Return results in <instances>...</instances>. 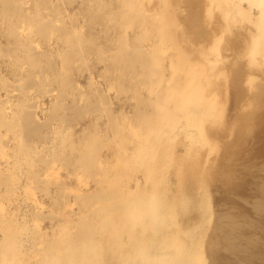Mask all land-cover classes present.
Masks as SVG:
<instances>
[{
  "label": "rangeland",
  "instance_id": "1",
  "mask_svg": "<svg viewBox=\"0 0 264 264\" xmlns=\"http://www.w3.org/2000/svg\"><path fill=\"white\" fill-rule=\"evenodd\" d=\"M2 1H4V4L6 6L7 4L5 3V0H2ZM2 1H1V3H2ZM6 1L8 2L10 0H6ZM130 1H133V0H129V1H126V0H120V1L119 0H99V1L98 0H59V1L58 0H51V2L49 0H24V3H23L24 5L22 4L21 5L22 8H19V9H17L18 7L16 8V6L15 7L13 6V2H9L12 5L9 6V4H8L7 5L8 8L2 7V6H4V4L0 3L2 5V6L0 5V8L4 9V10L3 9L0 10V23H1L0 24L1 25L0 26V39H1L0 44H1V49H2V50H0V52L3 51L4 52L3 55L5 56V58H3L4 56H2V57L0 56V75L3 76L2 78L4 80V81H2V78L0 76V84H1L0 88L2 89V91L0 90V95H1L0 101L2 100L0 102V106H1L0 108L5 107V108H3L6 110L5 116L11 117V118H9L10 120L5 119L6 121L9 120V122L7 123L8 126L10 125L9 128L12 125L14 126V127H11L12 131H11V129L9 131L7 130V124L6 123H4V126L6 124V127H3V124L0 126V136H1L0 140L3 141V142L0 141V174L2 176V177L0 176L1 177L0 183L6 182V181L12 179L11 181H13V183H11L10 186L13 185V187L16 186L15 188H17L14 191L15 195H12V196H10V198L7 199L8 202L10 201L9 203H7V201H4L6 199H3V195L0 194V197L2 196L0 198V204L5 205V206L3 205L5 212H8V211L12 212L13 211L11 217L18 215L19 217H16L18 220L19 219L23 220V221L25 220L24 223H26L27 225L29 224V230L35 229L37 232L40 231L41 232V233H39V235H41L40 237L42 239L46 240L47 237H48L47 239H49V238L52 239L51 237L55 238L54 236L59 232V229H61V225H62L64 219H65V221L70 220V223H71L78 215L83 216L84 213L85 214L83 217L89 216L88 218L86 217L87 219H93L96 216V214H93V212L91 215H89L90 212L94 209L93 208L95 206L94 205L95 204L94 199L96 196H94V199L90 200L91 201L90 205L88 203H87V206L85 205V208H84V206L82 207V205H84L83 201H86V200L83 199L84 197H82V196L86 195L87 198H92L91 196L96 195L97 193L99 195L105 196L104 193H106L107 191L108 192L110 191L109 193L106 194V196H108V197H104V198L102 197L103 199L106 200L107 198L108 199L112 198L113 193H116V191L121 190L122 187L123 188L132 187V185H133L132 181L135 179H138L140 181L139 186H140V188L144 189L143 183H144V180L146 178L145 176L147 174L145 172H143L142 170L138 169L137 167L133 166L134 163L131 162L130 160L126 159L125 156L122 157L124 154L120 153L119 148L124 147L125 150L126 149L129 150L130 148H132V146H134V144L136 142L139 143L138 141H140V140H138V139L140 138V135H141V128H139V130H138L137 127H138V123H140L139 122L140 115L142 113H147V111H149V110H153L150 108H154L155 102H157V101H159V103H158V106H155V108L161 107L162 109L158 108L161 111L166 110L167 107H170L173 104H175L177 102V100L179 99L178 98L179 94L177 93L178 89H176V87H178L177 86L178 83L182 84V82L184 81L185 78H187V80H188L191 77V79L194 78L192 80L193 82L197 81V79H198L197 82H199L198 86L200 87V89L198 86H194V85H197V83L192 85L193 88L195 87L194 88L195 91L193 93H195V95L197 94V97L195 95H193L192 99L188 102L189 104H187L188 110H186L187 114H185L184 116L186 117L188 115L186 117V119L189 117L188 118L189 125H188V123H186V121L184 119H179L176 122L178 125L177 124L171 125V126L175 127V128H172L173 129L172 133H170L169 135H166V134L162 135L161 140L159 139L160 141H159V144L157 145L158 150H156V153H157L156 157L158 158L157 160L158 161L161 160V162L163 161V163L160 162V164H159L160 167L162 166L161 167L162 169H160V167H159L160 170L156 171L157 173L160 171L159 174H156V176L159 175L158 177L154 176L155 173L153 175L154 178L156 177V178H158V180L153 179V176H152L153 173H151V175L149 174V176L146 178L147 180H145V181H148L149 180L148 178L152 176L150 179H153V180H156V181L162 183L161 185H160V183H158L159 189L160 188L161 189L166 188L167 192L165 193V191H166L165 190L164 191L165 194L163 192H162V194H164L163 196L165 197V199L167 201L168 200L169 201L165 204L171 205V203L172 204L174 203L176 205L175 206L176 208L174 207L173 209L175 211L174 217H177V218H174V219H175V223H177V224L179 223L178 226L181 227L179 230H182L185 233V232H188V231L195 229V231L197 233L194 231L193 235H192L191 234L192 232H189V234H191V235H188V237L192 238V240L189 241L190 243L196 242V243L200 244V246L202 247V251L200 254V263L201 264H264V56H261L258 53L257 54L254 53L260 48V46H258V49L255 50V48H253L252 45L250 44V41H251L250 36H252L251 34L254 33V30L256 29V27L258 25L257 23H260V21L257 18H255V16L249 15L248 18L246 16H244V10H243L244 9V3L240 2V7H238L240 10L239 14L235 15V16L232 15L233 18L229 19L226 22L225 18H224L222 7L227 6V4L230 3L229 0H211V2H210V0H150V1L147 0L148 2L146 0H139V1L135 0V2L132 3L133 8H130L128 11L125 12V13L128 12V15L126 17H124V18H120V16H119V18L116 17L118 15V14L116 15V13H117L119 7L122 4H124V2L131 3ZM48 2H50L49 3L50 5L48 4ZM217 2H219V3H217ZM51 3L53 4V6H51L52 5ZM94 3L95 4L97 3L95 7H94ZM103 3H104V5H103ZM135 3H136V5H135ZM236 3H239V1H236ZM46 5L48 6V8H46L47 7ZM45 8L48 9L50 12L48 10H45ZM49 8L52 10H50ZM8 9H10L11 14H13V12L17 9L16 14H14L11 19H10V17L12 15L10 13H8L9 11L8 12L6 11ZM21 9H22V12H21ZM56 9H57V11H56ZM95 9H96V11H95ZM137 9L140 10V12H138ZM148 9H151V12H150L151 15L150 14L147 15ZM19 10H20V12H19ZM43 10H45L46 12L48 11L47 13L51 17V19H50V17L45 16L47 13L45 14L43 12ZM54 10L57 13H55ZM115 11H116V13H115ZM142 11H143V13H142ZM37 12H39L38 15H36ZM136 12H138L139 14ZM2 13L5 15L7 14L10 21H9L8 17L3 16ZM131 13L132 14L134 13L133 16H130V15H132ZM33 14H35L36 16H34ZM56 14L58 15V17H56L57 16ZM107 15L109 18L107 17ZM37 16H38V18L35 19V17H37ZM129 16H130V18H128ZM31 17L34 18L33 20H31V22L33 21L36 26H38L37 24L42 23V25H40L41 28L43 27V25H45V26L51 25V29H50V26H49V28L46 27L47 29H45V26H44V28L39 31L38 28H40V26H38V28H36V26L33 24V22H32V25L29 23L28 19L30 20ZM55 17L57 19H55ZM163 17H164V19H163ZM107 18H108V21H107ZM46 19H48L47 22H49L50 24L43 23L46 21ZM54 19L57 21L60 19L58 21V24L56 23L57 21L55 22ZM125 19H126V21H125ZM139 19L144 20L149 26V28H148L149 31L146 32V33H148L147 36L141 35L136 30V27H135L136 25H135L134 21L136 22ZM15 20L18 22H20L19 20H21V22L24 21V23H22L23 24L22 25L21 23L17 22L19 25L18 24L16 25ZM122 20L125 22L123 23ZM161 20H165L166 23L163 21L161 22ZM25 21H26V23H25ZM111 21H112V23H111ZM116 21L119 24L114 23ZM51 22H55V23H51ZM61 22H64V23H62V26H61ZM160 22L162 24H159ZM12 23H13V25H12ZM59 23H60V25H59ZM154 23L158 25V28H157V25L155 26ZM8 24L10 25V29H9L10 32L9 33L7 31V28H9ZM53 24H55L57 26L54 27ZM127 25H128V27H127ZM11 26H13V27H11ZM14 26L15 27L16 26H23V27H27L28 29L31 27L30 32H33L31 30L34 29V31L37 32V35L34 37V39L31 40V43L33 45L29 42L30 39L25 41L26 40L25 35L23 36V34H21V33L19 35V33H18L19 31L17 32L16 29H14ZM32 26L33 27L35 26V28H33ZM159 26L162 27V29ZM150 27H152V29L156 28L155 30L160 28V30H161L160 33H162L160 35H163V36H160L157 34H153V36H151L150 34L152 32H154V29L150 30ZM122 29H124V31ZM12 30L17 32L18 37L16 36L15 32L13 34ZM49 30L51 33L49 32ZM4 31H6V32H4ZM39 33H40V35L38 37ZM49 33H50V35H49ZM81 33H82V35H81ZM121 33H123V35H121ZM7 34H9V35L11 34V35L7 36ZM74 36L77 38V41L74 39ZM158 36L161 38L158 39ZM72 37H73V40H72ZM119 37L121 39H119ZM162 37H163V39L165 38V40H162ZM17 38H19L20 42L17 41L18 40ZM47 38H49V41ZM65 38H66V40H64ZM22 39L23 40L25 39L24 42ZM36 41L38 42V45H37ZM75 41L79 42L78 43V46L80 44L79 49H78V47H75V44L77 45V43ZM48 42H50V43L48 44ZM218 42H220L219 45H218ZM6 43H8L7 44L8 47L6 46ZM23 43L26 45H23ZM34 43H36V44H34ZM171 43H172V45H171ZM174 43H175V45H174ZM158 45L160 48L159 49V51H160L159 56L156 54V53H158V48H157ZM163 45H167V46L164 47ZM15 46H17V47H15ZM27 46H29V47H27ZM126 46H127V48H126ZM3 47H4V50H3ZM5 47H6V50H5ZM11 47H12V52H11V49H9ZM18 47H19V51L24 49V50H22V52L24 54L23 53L21 54V52L18 51ZM21 47H22V49H21ZM162 47H164L165 50H163L161 52ZM16 48L20 54L16 51ZM26 48L27 49L29 48V50H27ZM51 48H52V50H51ZM72 48L76 49V51L73 50ZM168 48H169V50H168ZM216 48L218 51L216 50ZM251 48H253V49H251ZM7 49L10 53H14L15 55L10 54V55L6 56L5 54H8ZM65 49H67V50L64 51ZM70 49H72L73 51H70ZM82 49H86V52H85V50H84V52L81 51ZM98 49H99V52H98ZM119 49H120V51L122 49V51L120 52ZM137 49H138V51H137ZM181 49H183V50H181ZM13 50H15L16 52L15 51L13 52ZM26 50H27V52L30 51V53L32 51L31 57H30L31 54H29V52L26 53ZM33 50H35L36 52H34ZM55 50H57V51H55ZM79 50L83 53L81 54L79 52ZM251 50H253V51L251 52ZM42 51H44L45 53H43ZM114 51H115V53H114ZM118 51H119V54H117ZM135 51H136V54H135ZM188 51H190V53ZM3 52H1V53H3ZM57 52H58V55H57L58 57L56 59L55 55L57 54ZM76 52L79 55H77ZM250 52L252 55L250 54ZM35 53H37V54H35ZM217 53H218V56L220 58L217 57ZM38 54H40V57L42 56L41 59H40V57L37 56ZM51 54H54V55H51ZM123 54H125L124 57H123ZM184 54H186L187 57H185ZM187 54H189V55H187ZM132 55H135V56H132ZM192 55H193V57H192ZM8 56L10 59L7 58ZM15 56H17L18 58L21 57V59H19L18 62L23 67L25 66V69H26L25 74L27 76L24 75V73H22L21 71H20L21 73L18 71L20 69L19 66H21V65L16 64L17 63V57H16V59H14ZM51 56H55V57H51ZM76 56H78V57H76ZM99 56H102L103 58L102 57L100 58ZM118 56L119 57L121 56V57L116 58ZM25 57L27 60H30L29 63H27L28 61L25 59ZM36 57H38L39 59H37ZM44 57L46 58V62H45ZM133 57L134 58L138 57L141 59V61L138 58L132 59ZM160 57H162V58H160ZM49 58H52V59L54 58V60L56 59L55 60L56 62H54L55 66L52 63V61H54V60L51 61V59H50V61H49L48 60ZM78 58H79V61H78ZM85 58L87 59L86 62L84 61ZM250 58H251V60H250ZM35 59H36V61H35ZM164 59H166V60H164ZM184 59L187 60V62ZM108 60L110 62H108ZM113 60H115V61L113 62ZM133 60L135 61V63ZM183 60H184V62H183ZM34 61H35V64L36 63L39 64L41 62L43 69L45 67L47 68V69L45 68L46 70H44L46 72H44L43 70H42L43 72H41V70L39 71L38 68H39V66H41L40 65L41 63L39 64V66H37L38 65L37 64L35 66L36 68L34 67L35 68V70H34V68H33ZM48 61L50 62V64H53V65H50ZM70 61H74L75 65L73 64L74 62H72L70 64ZM115 62H117V63H115ZM131 62L133 64H131ZM139 62H140L141 67L144 66V69H143V67L141 68L139 66V64H138ZM142 62H143V64H142ZM191 62H192V64H191ZM195 62L197 63V65ZM22 63H24V64H22ZM190 64L193 67L189 66ZM28 65H29V68H28ZM200 65H201V67H200ZM188 66L191 67V69L195 68V66H196V69H194L196 72L194 70H191ZM197 66H198V68H197ZM125 67H127V68L125 69ZM139 67L141 69H139ZM145 67H147V68H145ZM160 67H161V69H160ZM177 67H178V69H177ZM181 67L183 68V70L185 68L186 69L183 71L181 69ZM54 69H55V71H54ZM159 70H161L163 72H161ZM50 71H52V72H50ZM64 71L65 72L67 71L66 73L69 74V75H67L68 77L66 76L67 78L65 77L66 80H68V81H66L63 77L66 75V73H64ZM130 71H131V74H130ZM158 71L162 73V79L166 80L167 84L165 85V82H163V84L161 86L163 88V90L160 91L159 93L157 92L158 95H156L157 93L151 92V90L148 89L151 87V85L149 86V84H151V83L150 82L147 83L148 81L145 80L144 77L147 74L155 73ZM180 71H182V72H180ZM14 72H15V74H14ZM61 72H63V73H61ZM186 72H189V73H186ZM19 73H20V77H19ZM38 73H39V75H38ZM42 73H45V74H42ZM50 73H53V75ZM60 73L62 75L58 76ZM139 73H142L143 76L139 75ZM177 73H178V77L176 79H174V77H176ZM56 74H58V75H56ZM184 74H185V76H184ZM219 74H220L219 77H221V78L218 77ZM32 75H34L33 80H32V78H33ZM35 75L38 78H36ZM28 76H29V81L27 82L26 79L28 78ZM52 76H53V78H52ZM183 76H184V79H183ZM30 77H31V79H30ZM55 77H56V81L54 80ZM142 77H143V81H142ZM216 77L218 79H216ZM41 78H43L44 82H42ZM118 78H119V80H118ZM135 78H136V80H135ZM20 79L25 80V82H23L25 86L27 84V86L29 85L28 86L29 89H31V88H33V89L29 90L28 87H23V85H22L23 83L21 84L22 80L20 81L21 87L19 84H18L19 85L18 86L17 83L19 82ZM131 80H133L132 81L133 83L130 82ZM171 80H173V81H171ZM31 81H32V83H31ZM141 81H142V83H140ZM144 81L145 82L147 81L146 84H148V86H145L146 84ZM1 82H6V84L3 83V86H2ZM15 82H16V84H15ZM29 82L31 84L36 83V85L34 84L35 86H37V85L39 86L40 83L42 82L43 84L41 83L40 86L41 87L43 86L44 88L42 87V89H41L40 86L39 87L37 86L36 88H34L33 87L34 85L32 86ZM56 82H57V84H56ZM116 82L118 85H121V87H123L121 89L122 93L118 91L120 86H118L116 84ZM59 83H61V84H59ZM69 83H71L70 84L71 90H69L70 89ZM92 83H94V84L92 85ZM4 84L5 85L9 84V85H7V88H6V86ZM11 84L12 85L14 84V87H15L14 91L18 92L19 89H21V90H19L18 93L13 92L14 87H12ZM115 84L119 88L116 87ZM168 84L170 85V87ZM10 85H11V87H10ZM50 86H52V87H50ZM97 86L98 87L100 86V87L98 88ZM109 86L110 87L113 86V88L111 87V91L108 90L110 88ZM8 87H9V90H8ZM18 87H20V88L18 89ZM63 87L65 88L64 94H63V92H64ZM145 87H146V89H145ZM201 87L203 88L202 90H201ZM25 88H27V90H23ZM51 88H52V91H54V90L55 91H54V93L51 92V95H50L49 91L51 90ZM95 88L100 89V90H96ZM44 89H46L47 92H49V94L46 92L48 94V96L45 93ZM193 90L189 89L190 92ZM200 90L204 91V92H202V94H200L201 93ZM199 91H200V93H199L200 95L198 94ZM24 92H26V93H24ZM42 92H44V94ZM61 92L63 95H61ZM131 92H135L137 95L132 94ZM41 93H42V95H41ZM52 93L55 96H53ZM78 93L80 95H82V94L83 95L80 97V95H77ZM95 93H96V95H95ZM167 93L169 95H167ZM193 93L191 92L187 98H189V97L191 98V95ZM9 94H11V95H9ZM25 94H27V95H25ZM12 95H13V97H12ZM44 95H46V96H44ZM58 95H60L62 98H60V96L58 97ZM212 95H213V97H212ZM21 96L22 97L25 96V98H27V99L25 100V98H22ZM56 96L60 99L57 100L58 98ZM63 96L67 97L68 99L64 98ZM98 96H100V98H102V97L103 98L100 99ZM137 96L140 98H138ZM199 96H201V97H199ZM211 97L214 100L210 99ZM10 98H11V100H9L10 104L7 103L9 105L3 106V104H6V99H10ZM36 98H38V100H36ZM73 98H74V102L72 101ZM79 98L81 101H79ZM198 98H201V100H199ZM207 98L209 99L210 102H208ZM105 99H106V102L104 101V103H103V100H105ZM133 99H135V100H133ZM28 100H30L32 106L34 105V101L37 103V104L35 103V105H34L37 110L34 109V106L31 107V105L28 104V103H30ZM53 100H57V101L53 102ZM142 100H144L145 102H143ZM86 101L87 102L89 101V103H87ZM21 102H23V103L25 102V104L26 105L28 104V107L30 106L33 110L30 107H29L30 108L29 109L27 106L26 107L28 109L23 107L25 105L21 106V104H22ZM55 102H57L56 105H58V106L55 105ZM63 102L66 106H64ZM160 102H161V106H160ZM60 103L63 104V106H61ZM73 103H75L76 105H79L80 103L81 104L79 106H76ZM101 103H103V105ZM105 103H107V105ZM140 103H142V104L140 105ZM205 103H209V104L211 103V104L209 105V104H205ZM53 104L55 105L56 109H55V107L52 108ZM90 104L94 105L96 107V109L94 108V106H91ZM204 105L207 106V108ZM20 106L27 109V111L30 110L31 113H32V111H33V113L35 111V113H34L35 115L31 114L29 111L28 112L26 111L27 114H26V112H23V115H22L21 112L24 111L25 109L22 110V108ZM75 106L77 107L76 108L77 114L75 113V111H76ZM97 106H98V108H97ZM38 107H39V109H38ZM90 107H92L93 109ZM192 107L193 108L196 107L195 109L196 110L198 109V111L193 110ZM208 107H210V108H208ZM217 107H219V108H217ZM18 108L19 109L21 108L20 110H22V111H19ZM136 108L138 109V111ZM216 108H217V110H216ZM208 109H210V110H208ZM52 110H53V113H52ZM62 111H64V112H62ZM89 111L91 112V114H94V113H96V114L90 115ZM212 111H216V112H212ZM218 111H219V113H218ZM19 112H20L21 116H18ZM189 112L191 113V117L189 116L190 114H188ZM193 112L195 113V115ZM202 113H203V115L205 114L204 117L202 116ZM12 114H13V116H12ZM14 114L16 117L18 116L17 120L15 119ZM50 114H52V116H53L52 118H54V116L56 118V119L54 118L55 120H52V118H50L51 122L53 121L52 124L50 123V120L48 118V116ZM209 114H211V115H209ZM26 115H28V116L31 115V116L28 117ZM62 115L65 118L62 117ZM72 115H73V117H72ZM78 115L81 117H79ZM192 115H194V116H192ZM199 115H200V117H199ZM197 116H198V118H197V120H195L196 119L195 117H197ZM12 117H14L15 122H11L13 120ZM31 117H32V119L33 118L34 119L32 120ZM99 117H101V118H99ZM192 117H194L195 119ZM18 118H20L21 120ZM46 118H48L47 120H49V122L47 120H45ZM125 118H126V120H124ZM161 119L166 120V118H164V117H162ZM18 120H20L21 123H22V121H24V123H22V125L25 127L21 128L22 132L20 130V127L22 125H21V123L18 124L19 123ZM33 121H35V122L33 123ZM36 121H37V123H36ZM41 121H47V123L52 125V128L49 125L51 131H50V129H46V128H48V127H46L47 124L45 123V126H44L43 125L44 122H41ZM202 122H203V124H200ZM31 123H32V125H31ZM65 123H66V125H65ZM24 124H26V125H24ZM60 124H61V126L65 127L66 129L63 127L61 128ZM117 124L119 125L120 132H122L121 138L123 141H121V139H119L120 138V137H118L119 134L117 135L119 129L114 128ZM192 124L196 125V126H192ZM18 125L19 126L21 125V126L18 127ZM120 125H122V126H120ZM175 125H177V127ZM179 125H181L183 128L189 127L188 128L189 131H192V129H193V131L195 132V134L197 136L195 135V137L190 141L189 138L187 137V135H185V133H184L185 137L183 136L184 129ZM26 126L30 130H27ZM198 126H199V128H198ZM203 126H204V128H203ZM1 127H2V129H1ZM31 127H33V128H31ZM55 127L58 129H56ZM122 127H123V129H122ZM129 127H130V129H129ZM135 127H136V130H135ZM191 127H193V128L191 129ZM132 128H134V129H132ZM16 129L18 130L17 132H15ZM31 129H32V131H31ZM53 129L56 132L58 130V132H57L58 136L59 135L62 136V140L60 141V145H61L60 147L61 148L59 147V148H57L58 150L56 149L55 151L53 149L50 150V147L55 143V139H54L55 136L53 133ZM6 130L8 132H11V133L8 134V132ZM48 130H49V132H48ZM34 131H36V132H34ZM63 131H65V132H63ZM115 131H116V137H115ZM174 131L175 132L177 131V132L175 133ZM81 132L84 134H82ZM111 132L114 133L113 136H112ZM16 133H18V135L22 134L23 137H25V139H22V140L23 141L25 140L26 143H27V141H30V143H28L27 145H24L25 151H27V153L31 152V153L35 154L33 156L34 159H33V157L26 158V159L24 158L23 159L24 161H21L23 167H26V162H27V164H28L27 167L28 166H29V168L31 167L30 170H32L33 168H36V169H33L32 170L33 172L31 173V171L26 167L27 172L24 173L26 175H24V174L23 175L25 176V178L30 179V181L28 179H25L26 180L25 181L23 175L17 176V172L14 169H11L10 168L11 166H9L11 161H12V159H10V157L11 158L15 157L14 153L16 152V150L20 151V149H19L20 145L23 146V144H25V142H23L21 140L19 147H17V143L15 142V140H13L15 137L14 134H16ZM68 133L71 136L70 139H69ZM11 134H13V136H12L13 138L10 136ZM24 134L27 135L28 137L25 136ZM40 134H41V138L39 136ZM67 134H68V136H67ZM88 134H92V135H88ZM95 134H96V136L94 137ZM171 134L173 135V137ZM22 135L20 136V139H21ZM44 135H46V136L50 135V136H47V141L42 140L44 138ZM46 136H45V138H46ZM89 136L90 137L92 136L93 138H89ZM169 136H171V137H169ZM65 137L69 140H67ZM111 137L113 138V140H111L112 139ZM135 137L137 139H135ZM164 137H166V138H164ZM94 138H95V140H94ZM172 138L175 142H172L173 141ZM50 139H53V140L50 141ZM57 139H58V137H57ZM90 139H93V140H91V142H90V141H88ZM168 139L173 144L171 142H169ZM7 140H9V141H7ZM40 140H42L43 142ZM69 141L72 142V144ZM40 142L42 144H40ZM118 142H120V143H118ZM84 143L86 145H84ZM137 143L135 145H137ZM162 143H163V145H162ZM31 144L35 145V146H31L32 149H31V147L29 148V146ZM113 144L115 145V147H113L114 146ZM122 144H123V146H122ZM190 144H191V146H190ZM36 145H37V148H36ZM39 145L40 146L42 145V146L40 147ZM45 145L47 146L46 148L49 147L48 150H46ZM26 146H28V148ZM81 146H83V147H81ZM34 147H35V149H34ZM65 147H67V148L64 150ZM93 147L96 149H94ZM203 147H205V149ZM24 148L22 147L21 149H24ZM43 148L45 149L44 151H42ZM68 148H69V151H68ZM71 148L73 149V152L72 151L70 152ZM81 148H82V150H81ZM116 148H118L116 150L119 152L118 155H117V152L115 151ZM10 149H12V151H15V152H10L11 151ZM26 149H28V150H26ZM164 149H166V150H164ZM3 150H5V151H3ZM92 150L94 153L92 152ZM112 150H113V152H112ZM50 151H52V152L54 151V153H52V152L50 153ZM60 151H62V152L66 151V152L62 153L63 155H60V153H59ZM164 151H165V153H164ZM68 152H70L71 154ZM91 152L93 154L90 155ZM10 153L12 154V156ZM38 153L43 155V157H44V158L42 157L43 159L46 158L45 161H43V159L40 161V159H41L40 158L39 162L37 161V164H32V163H34L33 161L36 158L41 157V156H39V157L37 156V155H39ZM77 153H79V154H77ZM82 153H86L88 156L85 157L86 155H83ZM52 154H55L54 157H57V158L52 157L53 156ZM70 155H71V157H70ZM80 155H83L84 158H82L83 156L80 157ZM46 156H48V157H46ZM49 156H51L52 158ZM60 156H61V158H60ZM62 156H63V158L66 157V158H64L65 160L62 158ZM50 158H51V160H50ZM67 158L70 160L68 161ZM79 158H81L83 160L86 158V161L83 162V160H81V162H82L81 163L79 161ZM118 158H119V162H117ZM123 158H125V160H122L123 161L122 162L121 159H123ZM163 158L166 160L164 161ZM76 159L81 164H78L76 162ZM7 161H9V162L6 165L5 163ZM49 161H51V162L49 163ZM52 161L55 164H52L53 163ZM124 161H125V163H124ZM28 162L29 163L31 162L32 165L30 166ZM75 162H76V164H75ZM90 163H91V165H90ZM113 163H115V164H113ZM117 163L118 164L120 163L119 165H121V163L123 165V163H124V166H123L124 170L121 169V166H118ZM87 164L90 166H88ZM34 165H37V167ZM80 165H82L81 167H85V168H82L84 170L85 169L87 170L86 167L88 166L87 171H89L90 174H93L94 176L93 175L88 176L89 172L87 174H84V173H86V171L84 172V170H79L81 168ZM115 166H116V168H115ZM134 167L137 169L133 170L134 173L131 175L130 170L134 169ZM52 168H53V170H51ZM2 169H4V170H2ZM5 169L6 170L8 169L9 173H11V174H9L8 171L5 172L6 171ZM120 169L123 172L122 171L120 172ZM75 170L77 173L75 172ZM11 171L12 172L14 171L13 174ZM46 171H48V172H46ZM80 171H81V173L84 174V176H83V174L80 173ZM141 171H142V173H141ZM50 172H52V173H50ZM74 172L78 175H76ZM119 172H120V174H119ZM124 172H127V173H124ZM3 173L5 174V178L3 177L4 176ZM34 173L39 174L40 178L38 177L37 174H34ZM100 173H101V175L99 178ZM107 173H109L110 178H108V176H106ZM121 173L123 175H121ZM160 173H161V178L163 177V179L160 178ZM8 174H9V176H8ZM28 174H30L31 177ZM116 174L118 175V177L116 176ZM12 175L14 176V178ZM96 176H98V177H96ZM101 176L102 177L104 176V178L106 177L107 180L104 181L105 179L103 178L104 179L103 180ZM126 176H128L127 177L128 179L126 178ZM44 177H45V179H44ZM46 177H47V179H46ZM112 177H114V179H115V180L114 179L112 180L113 183L111 181ZM120 177H122L123 179L126 178V180H123ZM164 177L166 179H164ZM131 178H133V179L131 180ZM159 178L161 180H159ZM33 179H35V180H33ZM94 179L97 181H95ZM98 179H100V180H98ZM116 179H118V180H116ZM128 180H130L131 182H129ZM11 181H8L6 183H10ZM15 181H17L18 183L15 184ZM100 181H102V182L104 181V184L100 183ZM105 182L107 183L108 186L105 184ZM121 182L122 183L124 182V183L122 184ZM125 182L128 185V186L126 185V187H124ZM146 183L148 184L149 181ZM163 183L165 186L163 185ZM19 184L21 185V187H19L20 186ZM94 185H95V187H94ZM1 186H3V185L0 184V187ZM105 186H107L106 189H105ZM111 186H112V189L110 188ZM115 187H117V189ZM119 187H121V188L119 189ZM99 189L101 191H99ZM76 191L79 195L76 194ZM99 192H103V194H101ZM0 193H2L1 189H0ZM72 193L73 194L75 193V195H73ZM93 193H95V194H93ZM24 194L25 195L27 194L30 197H27V195L25 196ZM90 194H91V196H90ZM108 194H110V195H108ZM16 195H18V197ZM75 196L79 197V199ZM25 198H28V200ZM1 199H3V200L1 201ZM16 199H18V201ZM76 199H78V200H76ZM172 199H174V200H172ZM176 199H178V201ZM33 200L34 201L38 200V201H35L36 204H34L35 202ZM53 200L55 201L56 204L54 203ZM12 201H14V202H12ZM96 201H97V197H96ZM29 202L36 207L35 208L32 207ZM37 202H38V204L40 203L39 207L37 205ZM18 203H20V204L23 203L25 208L22 207V205H23L22 204L21 205L22 209L17 212L16 208L19 205ZM73 203L76 206H74ZM177 203H179V204H177ZM182 203H183V205H182ZM28 204H30V205H28ZM41 205H42V207L44 206L43 209H41L42 208ZM63 205H65V207ZM68 205H69V207L71 205L72 208H69ZM91 205H92V209L89 208V206H91ZM18 207H20V206H18ZM66 207H68L69 210L64 209ZM178 207H180V208H178ZM26 208H27V210H24ZM62 208L65 211L62 210ZM33 209H34V211H33ZM50 210L53 214L50 212ZM58 210L59 211L62 210V212L64 211L63 214H62V212L59 213ZM25 212H26V214H25ZM35 213L38 214L37 219H35L36 216H33ZM47 213L50 214L51 216L50 215H49L50 217L46 216L45 214H47ZM40 214H41V217H40ZM60 214L62 216L64 215V217L61 216V218H60ZM71 215H72V218H71ZM21 216H23V217L21 218ZM43 216H45V217H43ZM65 216H66V218H65ZM26 217L29 219H27ZM46 217H48V219H52L53 222L45 220L44 218H46ZM55 217H56V219H55ZM38 219L41 222H39ZM35 221L36 222L38 221V222L36 223ZM65 221H64V224H65ZM29 222H31V223H29ZM32 222L34 223V225L36 224V226H33ZM73 223H74V221H73ZM73 223L70 224V227L73 225ZM37 224H38V227H37ZM49 224L51 226H49ZM58 225H60V226H58ZM56 226H58V227L56 228ZM30 227H31V229H30ZM33 227H34V229H33ZM36 227L39 229H37ZM53 227H55V228H53ZM52 230H54V232ZM43 232H44V234H43ZM51 233H52V236H51ZM199 233H200V235H199ZM44 235H45V237H44ZM193 239H194V241H193ZM42 241H44V240H42ZM190 243H187V245H185L186 249L184 247V250H187L189 248L188 247L189 245L191 247ZM184 250H181L182 255L185 254ZM102 258H103L102 261L103 260L107 261V259H105V256H102Z\"/></svg>",
  "mask_w": 264,
  "mask_h": 264
},
{
  "label": "bare ground",
  "instance_id": "2",
  "mask_svg": "<svg viewBox=\"0 0 264 264\" xmlns=\"http://www.w3.org/2000/svg\"><path fill=\"white\" fill-rule=\"evenodd\" d=\"M1 1L2 0H0V3H1ZM50 2H51V0H49ZM59 1V0H58ZM99 1V0H98ZM120 1V0H119ZM126 1H129V0H126ZM139 1V0H138ZM137 1V2H138ZM147 1V0H146ZM145 1V2H146ZM148 1H150V0H148ZM147 1V2H148ZM236 1H239V3H236ZM9 2H13V6L15 7L16 6V8L17 9H19V8H22L21 7V5L24 3V0H10V1H6L5 0V3L8 5L9 4V6L10 5H12V4H10ZM30 2V1H29ZM50 2H48V4L50 3ZM61 2V1H60ZM109 2V1H108ZM131 3H129V2H124V4H122L120 7H119V9H118V11H117V13H116V11H115V13H116V17H118L119 18V16H120V18H124V17H126L127 15H128V12L127 13H125L126 11H128L130 8H133L132 7V3H134L135 2V0H133V1H130ZM136 2V3H137ZM210 2H211V0H210ZM229 2L230 3H228L227 4V6H224V7H222V9H223V14H224V18H225V21L227 22L229 19H231V18H233L232 17V15L233 16H235V15H238L239 14V8L238 7H240V2H243L244 3V16H246L247 18L249 17V15L250 16H255V18H257L259 21H260V23H257L258 25H257V27H256V29L254 30V33L253 34H251L252 36H250L251 37V41H250V44L252 45V47L253 48H255V50H257L258 49V46H260V48L256 51V52H254V53H258L259 55H261V56H264V0H229ZM2 3L4 4V1H2ZM1 3V4H2ZM91 3V2H90ZM98 3V2H97ZM96 3V4H97ZM136 3H135V5H136ZM217 3H219V2H217ZM0 4V5H1ZM47 4V5H48ZM52 4V3H51ZM96 4L94 3V7L96 6ZM119 4V3H118ZM211 4V3H210ZM5 6V4H4V6H2V7H6V8H8V6ZM18 5V6H17ZM24 5V4H23ZM46 5V6H47ZM50 5V4H49ZM48 5V6H49ZM103 5H104V3H103ZM109 5V4H108ZM134 5V6H135ZM45 6V7H46ZM48 6L46 7V8H48ZM51 6H53V4L51 5ZM13 7V8H14ZM35 7V6H34ZM33 7V8H34ZM50 7V6H49ZM12 8V7H11ZM37 8V7H36ZM35 8V9H36ZM45 8V10H48V9H46ZM52 8V7H51ZM3 8H0V10H2ZM16 9V10H17ZM50 9V8H49ZM139 9V8H138ZM137 9V11L138 12H140V10H138ZM164 9V8H163ZM207 9V8H206ZM4 10V9H3ZM14 10V9H13ZM16 10L13 12V14H11L10 13V9H8V10H6L8 13H10L9 15L11 16L10 17V19L13 17V15L14 14H16ZM34 10V9H33ZM45 10H43V12L46 14L47 12L45 11ZM50 10H52V9H50ZM117 10V9H116ZM36 11V10H35ZM38 11V10H37ZM55 11V10H54ZM56 11H57V9H56ZM55 11V13H57ZM95 11H96V9H95ZM5 12V11H4ZM6 12V13H7ZM19 12H20V10H19ZM21 12H22V9H21ZM42 12V11H41ZM50 12V11H49ZM100 12V11H99ZM138 12H136V13H138ZM150 12H151V9H148V11H147V15L148 14H150ZM38 13L39 12H37L36 13V15H38ZM125 13V14H124ZM142 13H143V11H142ZM206 13V12H205ZM19 14V13H18ZM44 14V15H45ZM48 14V13H47ZM45 15L46 17L48 16V17H50L49 16V14L48 15ZM53 14V13H52ZM51 14V15H52ZM132 14V13H131ZM134 14V13H133ZM133 14L132 15H130V16H133ZM139 14V13H138ZM2 15L3 16H6V17H8V15L6 14H3L2 13ZM34 16H36L35 14H33ZM57 15V14H56ZM55 15V16H56ZM66 15V14H65ZM151 15V14H150ZM173 15V14H172ZM122 16V17H121ZM130 16L128 17V18H130ZM137 16V15H136ZM140 16V15H139ZM17 17V16H16ZM21 17V16H20ZM41 17V16H40ZM56 17H58V15L56 16ZM55 17V19H57ZM69 17V16H68ZM106 17V16H105ZM107 17H108V15H107ZM159 17V16H158ZM173 17V16H172ZM245 17V18H246ZM2 18V17H1ZM18 18V17H17ZM36 18H38V16L37 17H35V19ZM109 18V17H108ZM108 18H107V21H108ZM114 18V17H113ZM117 18V19H118ZM127 18V19H128ZM137 18V17H136ZM174 18V17H173ZM246 18V19H247ZM253 18V17H252ZM8 19H9V17H8ZM10 19H9V21H10ZM34 18H32L31 17V19L29 20L28 19V21H29V23L32 25V22H31V20H33ZM49 19V18H48ZM48 19H46V21L45 22H43V23H48V24H50L49 22H47V20ZM50 19H51V17H50ZM54 19V20H55ZM159 19V18H158ZM163 19H164V17H163ZM171 19V18H170ZM3 20V19H2ZM13 20V19H12ZM17 20V19H16ZM15 20V22H16V25L18 24V23H24V21H22L21 22V20H19L20 22H18V21H16ZM45 20V19H44ZM60 20V19H59ZM58 20V21H59ZM71 20V19H70ZM111 20V19H110ZM130 20V19H129ZM132 20V19H131ZM250 20V19H249ZM39 21V20H38ZM57 20H55V22H56ZM58 21L56 22L57 24H58ZM113 21V20H112ZM112 21H111V23H112ZM115 21V20H114ZM123 21V20H122ZM125 21H126V19H125ZM125 21H123V23L125 22ZM128 21V20H127ZM160 21V20H159ZM165 22V20H161V22ZM169 21V20H168ZM255 21V20H254ZM18 22V23H17ZM55 22H51V23H55ZM159 23V24H162V23ZM11 23V22H10ZM25 23H26V21H25ZM40 23V22H39ZM62 23H64V22H61V26H62ZM114 23H118L117 21L116 22H114ZM121 23V22H120ZM134 23H135V27H136V30H137V32L138 33H140L141 35H146L147 36V34L148 33H146L147 31H149V26H148V24L144 21V20H142V19H139V20H137L136 22L134 21ZM133 23V24H134ZM156 23V22H155ZM154 23V24H155ZM166 23V22H165ZM164 23V24H165ZM1 24V23H0ZM6 24V23H5ZM20 24V25H21ZM33 24L35 25V23L33 22ZM119 24V23H118ZM122 24V23H121ZM3 25V24H2ZM9 25V24H8ZM12 25H13V23H12ZM19 25V24H18ZM23 25V24H22ZM26 25V24H25ZM38 26H40V25H42V23L41 24H37ZM54 25V27L55 26H57V25H55V24H53ZM52 25V26H53ZM59 25H60V23H59ZM64 25V24H63ZM110 25V24H109ZM114 25V24H113ZM157 24H155V26H156ZM227 25V24H226ZM1 26V25H0ZM36 26V25H35ZM35 26L33 27V28H35ZM38 26H36V28H38ZM44 26L45 25H43V27L41 28V26H40V28H38V30L40 31L41 29H43L44 28ZM49 26H50V29H51V25H46L45 26V29H47L46 27H48L49 28ZM115 26V25H114ZM151 26V25H150ZM9 28H7V31H8V33L10 32V25L8 26ZM11 27H13V26H11ZM59 27V26H58ZM65 27V26H64ZM71 27V26H70ZM127 27H128V25H127ZM160 27V26H159ZM165 27V26H164ZM31 28V27H30ZM30 28L28 29L27 27H23V26H14V29H16V31L19 33V35H20V33L21 34H23V36L25 35V41H27L28 39H30V43H31V40L32 39H34V37L37 35V32H35L34 31V29L33 30H31V31H33V32H30ZM157 28H158V25H157ZM161 29H162V27H160ZM160 28L159 29H157V30H155L154 28V32H152L150 35L151 36H153V34H157V35H160V34H162V33H160L161 32V30H160ZM79 29V28H78ZM152 29V27H150V30H153ZM36 30V29H35ZM81 30V29H80ZM120 30V29H119ZM123 31H124V29H122ZM127 30V29H126ZM135 31V30H134ZM4 32H6V31H4ZM12 32H13V34H14V32L15 31H13L12 30ZM17 32H15L16 33V36L18 37V35H17ZM49 32H50V30H49ZM165 32V31H164ZM51 33V32H50ZM50 33H49V35H50ZM175 34V33H174ZM11 35V34H10ZM9 34H7V36H10ZM39 35H40V33L38 34V37H39ZM55 35V34H54ZM81 35H82V33H81ZM121 35H123V33H121ZM120 35V36H121ZM149 35V36H150ZM249 35V34H248ZM137 36V35H136ZM160 36H163V35H160ZM27 37V38H26ZM51 37V36H50ZM68 37V36H67ZM82 37V36H81ZM118 37V36H117ZM116 37V38H117ZM166 37V36H165ZM9 38V37H8ZM22 38V37H21ZM20 38V39H21ZM52 38V37H51ZM148 38V37H147ZM161 37H159L158 36V39H160ZM169 38V37H168ZM219 38V37H218ZM18 40L17 41H19V38H17ZM48 39V41H49V38H47ZM74 39L77 41V38L74 36ZM82 39V38H81ZM119 39H121L120 37H119ZM134 39V38H133ZM216 39V38H215ZM1 40V39H0ZM23 40V39H22ZM24 40H23V42H24ZM64 40H66V38L64 39ZM72 40H73V37H72ZM162 40H165V38L163 39V37H162ZM221 40V39H220ZM9 41V40H8ZM51 41V40H50ZM75 41V42H76ZM167 41V40H166ZM219 41V40H218ZM222 41V40H221ZM220 41V42H221ZM1 42V41H0ZM20 42V41H19ZM28 42V43H29ZM37 42V41H36ZM59 42V41H58ZM159 42V41H158ZM220 42H218V45H219V43ZM26 43V42H25ZM27 43V44H28ZM50 42H48V44H49ZM77 43V45L75 44V47H78V49H79V46H80V44H79V46H78V43L79 42H76ZM170 43V42H169ZM176 43V42H175ZM175 43H174V45H175ZM222 43V42H221ZM7 44L8 43H6V46H7ZM32 44V43H31ZM34 44H36V43H34ZM121 44V43H120ZM127 44V43H126ZM159 44V43H158ZM20 45V44H19ZM22 45V44H21ZM23 45H26V44H24L23 43ZM29 45V44H28ZM33 45V44H32ZM37 45H38V42H37ZM43 45V44H42ZM83 45V44H82ZM171 45H172V43H171ZM170 45V46H171ZM56 46V45H55ZM128 46V45H127ZM127 46H126V48H127ZM164 47L165 46H167V45H163ZM8 47V46H7ZM15 47H17V46H15ZM23 47V46H22ZM22 47H21V49H22ZM27 47H29V46H27ZM164 47H162V50H161V52L163 51V50H165V48ZM169 47V46H168ZM180 47V46H179ZM24 48V47H23ZM69 48V47H68ZM67 48V49H68ZM121 48V47H120ZM134 48V47H133ZM158 53H156L158 56H159V53H160V51H159V45H158ZM253 48H251V49H253ZM9 49H11V52H12V47L11 48H9ZM14 49V48H13ZM20 49V50H21ZM27 49V48H26ZM33 49V48H32ZM39 49V48H38ZM37 49V50H38ZM67 49H65L64 51H66ZM73 49V48H72ZM70 49V51H73V50H75L76 51V49ZM118 49V48H117ZM125 49V48H124ZM130 49V48H129ZM143 49V48H142ZM178 49V48H177ZM213 49V48H212ZM0 50H2L1 49V44H0ZM3 50H4V47H3ZM5 50H6V47H5ZM22 50H24V49H22ZM22 50L21 51H19V47H18V51L19 52H21V54L23 53L22 52ZM27 50H29V48L27 49ZM27 50H26V53H28L29 52V54H31L32 53V51H31V53H30V51H28L27 52ZM51 50H52V48H51ZM84 50H85V52H86V49H82L81 51H83L84 52ZM168 50H169V48H168ZM173 50V49H172ZM181 50H183V49H181ZM210 50V49H209ZM216 50H217V48H216ZM7 51H8V49H7ZM15 50H13V52H14ZM16 51H17V48H16ZM15 51V52H16ZM17 51V52H18ZM34 52H36L35 50H33ZM55 51H57V50H55ZM80 50H79V52L82 54L83 52H81ZM119 51H120V49H119ZM119 51H118V53L117 54H119ZM121 51H122V49H121ZM120 51V52H121ZM131 51V50H130ZM137 51H138V49H137ZM141 51V50H140ZM167 51V50H166ZM218 51V50H217ZM253 50H251V52H252ZM1 52H3V51H1ZM0 52V53H1ZM18 52V53H19ZM33 52V53H34ZM43 53H45L44 51H42ZM54 52V51H53ZM98 52H99V49H98ZM117 52V51H116ZM189 53H190V51H188ZM251 52H250V54H251ZM38 53V52H37ZM37 53H35V54H37ZM65 53V52H64ZM73 53V52H72ZM114 53H115V51H114ZM123 53V52H122ZM128 53V52H127ZM130 53V52H129ZM181 53V52H180ZM248 53V52H247ZM4 54V52L3 53H1L0 54V56L2 57V56H4L3 55ZM15 55L14 53H10L9 51H8V54H5L6 56L7 55ZM20 54V53H19ZM24 54V53H23ZM34 54V55H35ZM42 54V53H41ZM74 54V53H73ZM76 54L77 55H79L77 52H76ZM111 54V53H110ZM135 54H136V51H135ZM164 54V53H163ZM33 55V56H34ZM51 55H54V54H51ZM58 55V52H57V54L55 55V56H51V57H55L56 59H57V56ZM89 55V54H88ZM92 55V54H91ZM90 55V56H91ZM124 55L125 54H123V57H124ZM127 55V54H126ZM162 55V54H161ZM187 55H189V54H187ZM252 55V54H251ZM258 55V56H259ZM18 56V55H17ZM17 56H15V58L14 59H16V57ZM22 56V55H21ZM32 56V54L30 55V57ZM36 56V55H35ZM38 57H40V54H38L37 55ZM94 56V55H93ZM131 56V55H130ZM132 56H135V55H132ZM156 56V55H155ZM184 56L185 57H187L186 56V54H184ZM260 56V57H261ZM29 57V58H30ZM38 57H36L37 59H39ZM42 57V56H41ZM41 57H40V59H41ZM46 57V56H45ZM44 57V58H45ZM49 57V56H48ZM76 57H78V56H76ZM88 57V56H87ZM86 57V58H87ZM100 58L102 57V56H99ZM121 57V56H120ZM119 56L118 57H116V58H120ZM122 57V58H123ZM127 57V56H126ZM190 57V56H189ZM192 57H193V55H192ZM217 57H219L218 56V53H217ZM3 58H5V56L3 57ZM2 58V59H3ZM7 58H9V56L7 57ZM34 58V57H33ZM32 58V59H33ZM43 58V59H44ZM47 58V57H46ZM46 58H45V62H46ZM85 58V62H86V59ZM103 58V57H102ZM130 58V57H129ZM136 58H138V57H133L132 59H136ZM159 58V57H158ZM160 58H162V57H160ZM220 58V57H219ZM263 58V57H262ZM10 59V58H9ZM19 59H21V57L20 58H18L17 57V63L16 64H18V65H21L19 62H18V60ZM25 59H26V57H25ZM50 59H51V61L52 60H54V58L52 59V58H49L48 60L50 61ZM55 59V60H56ZM82 59V58H81ZM110 59V58H109ZM140 61H141V59L140 58H138ZM157 59V58H156ZM188 59V58H187ZM192 59V58H191ZM12 60V59H11ZM27 60V59H26ZM52 61V63L54 64V62H56V61ZM158 60V59H157ZM164 60H166V59H164ZM185 60V59H184ZM184 60H183V62H184ZM250 60H251V58H250ZM2 61V60H1ZM14 61V60H13ZM16 61V60H15ZM28 62L27 63H29L30 62V60H27ZM35 61H36V59H35ZM35 61H34V63H33V68L38 64V63H36L35 64ZM48 61V62H49ZM78 61H79V58H78ZM83 61V62H84ZM105 61V60H104ZM115 60H113V62H114ZM134 61V60H133ZM159 61V60H158ZM180 61V60H179ZM186 62H187V60H185ZM189 61V60H188ZM22 62V61H21ZM65 62V61H64ZM72 62H74V61H70V64L72 63ZM100 62V61H99ZM108 62H110L109 60H108ZM120 62V61H119ZM144 62V61H143ZM143 62H142V64H143ZM182 62V61H181ZM41 63V62H40ZM39 63V64H40ZM78 63V62H77ZM81 63V62H80ZM115 63H117V62H115ZM134 63H135V61H134ZM163 63V62H162ZM196 63V62H195ZM11 64V63H10ZM22 64H24V63H22ZM39 64L37 65V66H39ZM49 64H50V62H49ZM53 64H50V65H53ZM60 64V63H59ZM74 65H75V62L73 63ZM131 64H133L132 62H131ZM139 64V66L141 67V65H140V62L138 63ZM176 64V63H175ZM189 64V63H188ZM191 64H192V62H191ZM189 65V66H191V67H193L192 65ZM41 66H39V71L41 70V72H43L44 70H46L45 68L43 69V66H42V63L40 64ZM161 65V64H160ZM181 65V64H180ZM196 65H197V63H196ZM9 66V65H8ZM54 66H55V64H54ZM130 66V65H129ZM178 66V65H177ZM188 66V67H189ZM20 67V69L18 70L19 72L21 71L22 73H24V75H26L25 74V66L23 67L22 65L21 66H19ZM42 67V68H41ZM52 67V66H51ZM131 67V66H130ZM139 67V69H141L142 67H143V69H144V66H142L141 68ZM191 67H189L190 69H191ZM200 67H201V65H200ZM239 67V66H238ZM253 67V66H252ZM28 68H29V65H28ZM31 68V67H30ZM36 68V67H35ZM35 68H34V70H35ZM55 68V67H54ZM127 67H125V69H126ZM129 68V67H128ZM145 68H147V67H145ZM197 68H198V66H197ZM14 69V68H13ZM32 69V68H31ZM56 69V68H55ZM55 69H54V71H55ZM160 69H161V67H160ZM177 69H178V67H177ZM181 69L183 70V68L181 67ZM186 69V68H185ZM184 69V70H185ZM194 69H196V66H195V68H192L191 70H194ZM200 69V68H199ZM198 69V70H199ZM30 70V69H29ZM43 70V71H42ZM183 70V71H184ZM190 70V71H191ZM201 70V69H200ZM6 71V70H5ZM143 71V70H142ZM159 71H161V70H159ZM155 72V73H150V74H147V75H145V77H144V79L145 80H147L146 82L147 83H151V84H149V86L151 85V87L150 88H148L149 90H151V92H155V93H159L160 91H162L163 90V88L161 87L162 86V84H163V82H165V85L167 84V81L166 80H164V79H162V73L161 72H163V71H161V72ZM177 71V70H176ZM187 71V70H186ZM195 71V70H194ZM20 72V73H21ZM44 72H46V71H44ZM50 72H52V71H50ZM67 72V71H66ZM65 71H64V73H66ZM175 72V71H174ZM180 72H182V71H180ZM196 72V71H195ZM245 72V71H244ZM20 73H19V77H20ZM55 73V72H54ZM61 73H63V72H61ZM56 74V75H58V76H60V75H62V74ZM136 73V72H135ZM186 73H189V72H186ZM198 73V72H197ZM14 74H15V72H14ZM31 74V73H30ZM29 74V75H30ZM42 74H45V73H42ZM50 74H52L53 75V73H50ZM130 74H131V71H130ZM172 74V73H171ZM176 74V73H175ZM221 74V73H220ZM220 74L218 75V77L220 76ZM23 75V76H24ZM37 75V74H36ZM35 75V77L36 78H38L39 76V73H38V77ZM67 75H69L68 73H66V75L65 76H63L64 77V79L66 80V78L68 77ZM128 75V74H127ZM139 75H141V76H143L142 75V73H139ZM138 75V76H139ZM188 75V74H187ZM1 76V78L3 77L2 75H0ZM22 76V75H21ZM27 76V75H26ZM33 76V78H32V80L34 79V75H32ZM42 76V75H41ZM47 76V75H46ZM45 76V77H46ZM51 76V75H50ZM67 76V77H66ZM129 76V75H128ZM184 76H185V74H184ZM184 76H183V79H184ZM223 76V75H222ZM43 77V76H42ZM62 77V78H63ZM66 77V78H65ZM123 77V76H122ZM164 77V76H163ZM178 77V73H177V75H176V77H174V79H176ZM187 77V76H186ZM194 77V76H193ZM196 77V76H195ZM198 77V76H197ZM226 77V76H225ZM10 78V77H9ZM52 78H53V76H52ZM137 78V77H136ZM136 78H135V80H136ZM165 78V77H164ZM189 78V77H188ZM219 78H221V77H219ZM25 79V78H24ZM24 79H20L19 80V82L17 83V85L19 84L20 85V81L22 80V82H21V84L23 83V82H25V80ZM30 79H31V77H30ZM42 79V82H44V80H43V78H41ZM60 79V78H59ZM73 79V78H72ZM99 79V78H98ZM173 79V80H174ZM190 79H191V77H190ZM190 79H188L187 80V78H185L184 79V81L182 82V84L181 83H178V87H176V89H178V94H179V99L177 100V102L175 103V104H173L172 106H170V107H167V109L166 110H160V109H158V108H161V107H157V108H155V106H158V103H159V101H157V102H155V106H154V108H150V109H153V110H149V111H147V113H142L141 115H140V119H139V122L140 123H138V127H137V129L139 130V128H141V135H140V138L138 139V140H140V141H138L139 143H137V145H135L134 144V146H132V148H130L129 150L128 149H126L125 150V148L123 147V148H119V151H120V153H122V154H124L122 157H126V159H128V160H130L131 162H133L132 164H133V166H135V167H137L138 169H140V170H142L143 172H145L147 175L145 176L146 178L149 176V174L151 175V173H153L152 174V176L154 175V173H155V175L154 176H156V174H159V172L157 173L156 171H158V170H160V169H162L160 166H159V164H160V162H161V160L160 161H158L157 159V153H156V150H158V148H157V145L159 144V141L161 140V137H162V135L163 134H166V135H169L170 133H172L173 132V129L172 128H175L174 126H171V125H173V124H177L176 122H177V120H179V119H184L185 121H186V123H188L189 121H188V118L186 119V117L188 116H184L185 114H187L186 113V110H188V106H187V104H189L188 102L192 99V96L193 95H195V93H193L194 91H195V87L193 88L192 87V85L193 84H195V83H197V85H194V86H198V83L199 82H197L198 81V79H197V81H195V82H193L192 80L194 79V78H192L191 80ZM216 79H218L217 77H216ZM251 79V78H250ZM253 79V78H252ZM24 80V81H23ZM27 80V82L29 81V76H28V78L26 79ZM38 80V79H37ZM48 80V79H47ZM55 81H56V77H55V79H54ZM118 80H119V78H118ZM170 80V79H169ZM173 80H171V81H173ZM223 80V79H222ZM2 81H4L3 80V78H2ZM66 81H68V80H66ZM112 81V80H111ZM117 81V80H116ZM133 80H131L130 82H132ZM142 81H143V77H142ZM142 81L140 82V83H142ZM175 81V80H174ZM218 81V80H217ZM225 81V80H224ZM8 82V81H7ZM41 82V83H42ZM63 82V81H62ZM93 82V81H92ZM145 82V81H144ZM146 82H145V84H146ZM178 82V81H177ZM2 83V86H3V83H5L6 84V82H1ZM30 83V82H29ZM31 83H32V81H31ZM30 83V84H31ZM39 83V82H38ZM37 83V84H38ZM41 83H40V85H41ZM46 83V82H45ZM89 83V82H88ZM133 83V82H132ZM170 83V82H169ZM176 83V82H175ZM4 84V85H5ZM15 84H16V82H15ZM36 85V83H33V84H31L32 86L33 85ZM43 84V83H42ZM51 84V83H50ZM56 84H57V82H56ZM59 84H61V83H59ZM71 83H69V86H70V89L69 90H71V85H70ZM94 83H92V85H93ZM116 84H117V82H116ZM116 84H115V86H116ZM144 84V85H145ZM1 85V84H0ZM7 85H9V84H7ZM7 85H5L6 86V88H7ZM12 85V84H11ZM11 85H10V87H11ZM18 85V86H19ZM23 85V87H28L27 86V84H26V86L24 85V83L22 84ZM33 86L34 88H36L37 86ZM39 85V86H40ZM49 85V84H48ZM76 85V84H75ZM113 85V84H112ZM118 85V84H117ZM142 85V84H141ZM169 85V84H168ZM202 85V84H201ZM209 85V84H208ZM220 85V84H219ZM4 86V87H5ZM31 86V87H32ZM38 86V87H39ZM78 86V85H77ZM88 86V85H87ZM118 86H120V88L118 87ZM118 86H116V87H118L119 89H118V91L119 92H121V89L123 88V87H121V85H118ZM145 86H148V84H146ZM204 86V85H203ZM206 86V85H205ZM12 87H14V84L12 85ZM20 87H21V85H20ZM20 87H18V89L20 88ZM41 87V86H40ZM43 87V86H42ZM42 87H41V89H42ZM50 87H52V86H50ZM65 87V86H64ZM63 87V94L65 93V88ZM76 87V86H75ZM74 87V88H75ZM98 87V86H97ZM100 87V86H99ZM98 87V88H99ZM110 87V86H109ZM108 87V88H109ZM112 88H113V86H111ZM111 87L108 89L109 91H111ZM115 87V88H116ZM166 87V86H165ZM169 87H170V85H169ZM174 87V86H173ZM199 87V86H198ZM5 88V89H6ZM44 88V87H43ZM59 88V87H58ZM77 88V87H76ZM75 88V89H76ZM140 88V87H139ZM175 88V87H174ZM218 88V87H217ZM14 89H15V87L13 88V92H16V93H18L19 92V90H21V89H19L18 90V92L17 91H14ZM28 89H29V87H28ZM31 89H33V88H31ZM31 89H29V90H31ZM38 89V88H37ZM48 89V88H47ZM96 89V88H95ZM134 89V88H133ZM145 89H146V87H145ZM166 89V88H165ZM189 89H191V90H193V91H191L193 94L191 95V98L189 97V98H187L188 97V95L191 93L190 91H189ZM199 89H200V87H199ZM203 88L201 87V90H202ZM0 90L2 91V89L0 88ZM8 90H9V87H8ZM11 90V89H10ZM23 90H27V88H25V89H23ZM96 90H100V89H96ZM129 90V89H128ZM167 90V89H166ZM173 90V89H172ZM200 90V91H201ZM44 91H45V93L47 92V90L46 89H44ZM55 91V90H54ZM54 91H52V88H51V90L49 91L50 92V95H51V92H53L54 93ZM74 91V90H73ZM72 91V92H73ZM200 91L198 92V94L200 93ZM12 92V91H11ZM21 92V91H20ZM27 92V91H26ZM26 92H24V93H26ZM30 92V91H29ZM49 92H47L48 94H49ZM62 92H61V95H63L62 94ZM99 92V91H98ZM129 92V91H128ZM136 92V91H135ZM135 92H131L132 94H136ZM168 92V91H167ZM172 92V91H171ZM197 92V91H196ZM202 92H204V91H201V93L200 94H202ZM213 92V91H212ZM216 92V91H215ZM7 93V92H6ZM32 93V92H31ZM30 93V94H31ZM43 94H44V92H42ZM42 93H41V95H42ZM46 93V94H47ZM52 93V94H53ZM76 93V92H75ZM80 93V92H79ZM77 94V95H80V94ZM122 93V92H121ZM158 93L156 94V95H158ZM21 94V93H20ZM48 94H47V96H48ZM103 94V93H102ZM139 94V93H138ZM199 94V95H200ZM219 94V93H218ZM9 95H11V94H9ZM25 95H27V94H25ZM69 95V94H68ZM83 95V94H82ZM82 95H80V97L82 96ZM95 95H96V93H95ZM99 95V94H98ZM105 95V94H104ZM137 95V94H136ZM167 95H169L168 93H167ZM204 95V94H203ZM1 96V95H0ZM16 96V95H15ZM44 96H46V95H44ZM53 96H55L54 94H53ZM60 95H58V97H59ZM65 96V95H64ZM63 96V97H64ZM134 96V95H133ZM178 96V95H177ZM196 97H197V94L195 95ZM194 96V97H195ZM202 96V95H201ZM201 96H199V97H201ZM211 96V95H210ZM219 96V95H218ZM224 96V95H223ZM7 97V96H6ZM12 97H13V95H12ZM11 97V98H12ZM22 97V96H21ZM27 97V96H26ZM29 97V96H28ZM57 97V96H56ZM57 97V98H58ZM99 98H100V96H98ZM138 97V96H137ZM212 97H213V95H212ZM210 98V99H213V98ZM11 98L10 99H6V104H3V106L5 105H9L10 103H9V100H11ZM22 98H25V96H23ZM30 98V97H29ZM28 98V99H29ZM41 98V97H40ZM45 98V97H44ZM60 98H62L61 96H60ZM60 98H58L57 100H59ZM64 98H67V97H64ZM103 98V97H102ZM102 98H100V99H102ZM138 98H140V97H138ZM157 98V97H156ZM177 98V97H176ZM13 99V98H12ZM18 99V98H17ZM27 98H25V100H26ZM68 99V98H67ZM194 99V98H193ZM199 100H201V98H198ZM208 99V98H207ZM19 100V99H18ZM33 100V99H32ZM36 100H38V98H36ZM57 100H53V102L54 101H57ZM131 100V99H130ZM133 100H135V99H133ZM140 100V99H139ZM203 100V99H202ZM214 100V99H213ZM2 101V100H1ZM0 101V102H1ZM13 101V100H12ZM22 101V100H21ZM29 102H30V100H28ZM27 101V102H28ZM43 101V100H42ZM73 102H74V98H73V100H72ZM79 101H81L80 100V98H79ZM78 101V102H79ZM90 101V100H89ZM89 101L87 102V103H89ZM104 101L106 102V99L105 100H103V103H104ZM143 102H145L144 100H142ZM205 101V100H204ZM212 101V100H211ZM14 102V101H13ZM26 102V101H25ZM25 102L23 103V102H21L22 104H21V106H23V105H25V106H23V107H25V108H27L28 107V104L29 105H31V107H33L34 105H35V101H34V105L32 106V104H31V102L30 103H28L27 105L25 104ZM38 102V101H37ZM208 102H210L209 101V99H208ZM7 103H9V104H7ZM18 103V102H17ZM33 103V102H32ZM56 103L57 102H55V105H56ZM62 103V102H61ZM60 103V104H61ZM72 103V102H71ZM103 103H101L102 105H103ZM19 104V103H18ZM37 104V103H36ZM63 104H64V102H63ZM63 104H61V106H63ZM73 104H75V103H73ZM79 104V103H78ZM81 104V103H80ZM79 104V105H80ZM97 104V103H96ZM99 104V103H98ZM106 105H107V103H105ZM142 103H140V105H141ZM205 104H209V103H205ZM211 104V103H210ZM209 104V105H210ZM218 104V103H217ZM216 104V105H217ZM54 105V104H53ZM52 105V108L53 107H55V105L53 106ZM76 105V104H75ZM79 105H76V106H79ZM84 105V104H83ZM91 106H94V105H92V104H90ZM109 105V104H108ZM164 105V104H163ZM208 105V106H209ZM20 106V107H21ZM27 106V107H26ZM56 106H58V105H56ZM64 106H66L65 104H64ZM70 106V105H69ZM74 106V105H73ZM75 106V109L77 108ZM89 106V105H88ZM110 106V105H109ZM139 106V105H138ZM160 106H161V102H160ZM193 106V105H192ZM198 106V105H197ZM205 106V105H204ZM218 106V105H217ZM1 107V106H0ZM23 107H21L22 108V110L23 109H25V108H23ZM30 107V106H29ZM28 107V108H29ZM30 107V108H31ZM107 107V106H106ZM111 107V106H110ZM147 107V106H146ZM206 108H207V106H205ZM211 107V106H210ZM210 107H208V108H210ZM3 108H5V107H3ZM3 108H0V126L3 124V127H6V124L9 122V118H11V117H8V116H5V114H6V110L5 109H3ZM10 108V107H9ZM17 108V107H16ZM15 108V109H16ZM20 108V109H21ZM27 108V109H28ZM29 108V109H30ZM63 108V107H62ZM67 108V107H66ZM69 108V107H68ZM90 108H92V107H90ZM94 108L96 109V107L94 106ZM97 108H98V106H97ZM196 108V107H195ZM195 108H193L192 107V109L193 110H196ZM198 108V107H197ZM200 108V107H199ZM217 108H219V107H217ZM217 108H216V110H217ZM8 109V108H7ZM19 109V108H18ZM19 109V111H22V110H20ZM27 109H25L24 111H22L21 113H22V115H23V112H26L27 111ZM32 109V108H31ZM34 109H36L35 108V106H34ZM38 109H39V107H38ZM55 109H56V107H55ZM88 109V108H87ZM93 109V108H92ZM137 109V108H136ZM146 109V108H145ZM162 109V108H161ZM191 109V108H190ZM204 109V108H203ZM17 110V109H16ZM33 110V109H32ZM31 110V111H32ZM37 110V109H36ZM48 110V109H47ZM74 110V109H73ZM81 110V109H80ZM91 110V109H90ZM208 110H210V109H208ZM9 111V110H8ZM29 112H30V110H28ZM27 111V112H28ZM95 111V110H94ZM106 111V110H105ZM137 111H138V109H137ZM190 111V110H189ZM196 111H198V109L196 110ZM27 112H26V114H27ZM55 112V111H54ZM62 112H64V111H62ZM69 112V111H68ZM67 112V113H68ZM72 112V111H71ZM77 112V109H76V111H75V113ZM90 112V111H89ZM109 112V111H108ZM195 112V111H194ZM193 112V113H194ZM207 112V111H206ZM212 112H216V111H212ZM211 112V113H212ZM9 113V112H8ZM31 113V112H30ZM34 113H35V111H34ZM33 113V111H32V113L31 114H34ZM52 113H53V110H52ZM57 113V112H56ZM70 113V112H69ZM98 113V112H97ZM100 113V112H99ZM209 113V112H208ZM207 113V114H208ZM218 113H219V111H218ZM217 113V114H218ZM19 115L18 116H21V114H20V112L18 113ZM77 114V113H76ZM94 114H96V113H94ZM94 114H91V112H90V115H94ZM188 114H190L189 116L191 117V113L189 112ZM198 114V113H197ZM201 114V113H200ZM206 114V115H207ZM35 115V114H34ZM40 115V114H39ZM64 115V114H63ZM62 115V117H64ZM194 115H195V113H194ZM194 115H192V116H194ZM209 115H211V114H209ZM214 115V114H213ZM12 116H13V114H12ZM14 116H15V114H14ZM17 116V117H18ZM26 116H28V115H26ZM29 116H31V115H29ZM28 116V117H29ZM79 116V115H78ZM87 116V115H86ZM85 116V117H86ZM202 116L204 117L205 116V114L203 115V113H202ZM17 117L15 116V119L17 120ZM42 117V116H41ZM53 116H52V114H50L49 116H48V118H49V120H50V123L52 124L53 123V121L51 122V119L50 118H52ZM67 117V116H66ZM72 117H73V115H72ZM79 117H81V116H79ZM162 117H164V118H166V120H164V119H161ZM199 117H200V115H199ZM215 117V116H214ZM13 118V120L11 121V122H15V119H14V117H12ZM22 118V117H21ZM37 118V117H36ZM45 118V117H44ZM48 118H46L45 120H47ZM54 118H55V116H54ZM54 118H52V120H55ZM65 118V117H64ZM71 118V117H70ZM99 118H101V117H99ZM192 118H194V117H192ZM196 118V119H195ZM194 119L195 120H197V118H198V116L197 117H195ZM223 118V117H222ZM5 119H9L8 121H6ZM18 119H20V118H18ZM26 119V118H25ZM29 119V118H28ZM31 119H32V117H31ZM34 119V118H33ZM32 119V120H33ZM85 119V118H84ZM95 119V118H94ZM209 119V118H208ZM21 120V119H20ZM20 120H18L19 121V123L18 124H20L21 122H20ZM49 120H47L48 122H49ZM70 120V119H69ZM79 120V119H78ZM99 120V119H98ZM124 120H126V118L124 119ZM191 120V119H190ZM194 120V121H195ZM26 121V120H25ZM31 121V120H30ZM47 121H41V122H44V126H45V123L47 124V126L46 127H48V128H46V129H50V126H51V128H52V125H50L49 123H47ZM71 121V120H70ZM17 122V121H16ZM29 122V121H28ZM35 121H33V123H34ZM73 122V121H72ZM125 122V121H124ZM179 122V121H178ZM196 122V121H195ZM216 122V121H215ZM4 123H6L5 124V126H4ZM22 123H24V121H22ZM22 123H21V125H22ZM30 123V122H29ZM36 123H37V121H36ZM185 123V124H186ZM191 123V122H190ZM10 124V123H9ZM13 124V123H12ZM11 124V125H12ZM17 124V123H16ZM62 124V123H61ZM61 124H60V127L62 128L63 126H61ZM64 124V123H63ZM74 124V123H73ZM180 124V123H179ZM196 124V123H195ZM200 124H203V122L202 123H200ZM15 125V124H14ZM20 125V126H21ZM24 125H26V124H24ZM31 125H32V123H31ZM50 125V126H49ZM65 125H66V123H65ZM129 125V124H128ZM178 125V124H177ZM177 125H175L176 127H177ZM188 125H189V123H188ZM10 126V125H9ZM9 126H8V124H7V130L9 131L10 129H11V131H12V128L11 127H14L13 125L9 128ZM19 125H18V127H20ZM54 126V125H53ZM77 126V125H76ZM75 126V127H76ZM107 126V125H106ZM120 126H122V125H120ZM179 126H181V125H179ZM184 126V125H183ZM192 126H196V125H193L192 124ZM200 126V125H199ZM199 126H198V128H199ZM22 127H25V126H21L20 127V130H21V128ZM182 127V126H181ZM180 127V128H181ZM26 128H27V126H26ZM31 128H33V127H31ZM40 128V127H39ZM44 128V127H43ZM56 128V127H55ZM63 128H65V127H63ZM68 128V127H67ZM114 128H117V129H119L118 130V133H117V135H118V137H120L119 139H121V141H123L122 140V138H121V136H122V132H120V128H119V125L117 124ZM183 128V127H182ZM189 128V127H188ZM188 128H183L184 129V131H183V136H184V133H185V135H187V137L189 138V140L191 141L194 137H195V132L193 131V127H191V129H192V131H189L188 130ZM203 128H204V126H203ZM232 128V127H231ZM1 129H2V127H1ZM35 129V128H34ZM37 129V128H36ZM41 129V128H40ZM39 129V130H40ZM56 129H58V128H56ZM66 129V128H65ZM75 129V128H74ZM122 129H123V127H122ZM125 129V128H124ZM129 129H130V127H129ZM132 129H134V128H132ZM177 129V128H176ZM182 129V130H183ZM6 130V131H7ZM14 130V129H13ZM27 130H30V129H28L27 128ZM26 130V131H27ZM62 130V129H61ZM135 130H136V127H135ZM196 130V129H195ZM7 131V132H8ZM18 130L16 129V131L15 132H17ZM31 131H32V129H31ZM50 131H51V129H50ZM113 131V130H112ZM133 131V130H132ZM178 131V130H177ZM176 131V132H177ZM203 131V130H202ZM21 132H22V130H21ZM29 132V131H28ZM34 132H36V131H34ZM33 132V133H34ZM48 132H49V130H48ZM57 132H58V130H57ZM57 132L56 131H54V129H53V133H54V139H55V143L50 147V150L51 149H53L54 151L57 149V148H59L61 145H60V141L62 140V136H58V134H57ZM63 132H65V131H63ZM62 132V133H63ZM67 132V131H66ZM70 132V131H69ZM83 132V131H82ZM81 132V133H82ZM120 132V133H119ZM175 132V131H174ZM175 132V133H176ZM180 132V131H179ZM228 132V131H227ZM9 133H11V132H8V134ZM14 133V132H13ZM20 133V132H19ZM32 133V134H33ZM41 133V132H40ZM77 133V132H76ZM112 133V132H111ZM132 133V132H131ZM174 133V134H175ZM197 133V132H196ZM27 134V133H26ZM29 134V133H28ZM39 134V133H38ZM46 134V133H45ZM69 134V133H68ZM68 134H67V136H68ZM82 134H84V133H82ZM113 134L114 133H112V136H113ZM198 134V133H197ZM5 135V134H4ZM15 135V137H14V139L13 140H15V142L17 143V147H19V144L21 143V140L22 139H25V137H23V135L22 134H19L18 135V133H16V134H14ZM22 135V137H21V139H20V136ZM25 135V134H24ZM88 135H92V134H88ZM125 135V134H124ZM172 135V134H171ZM11 137L13 136V134H11L10 135ZM25 136H27V135H25ZM40 136V138H41V134L39 135ZM45 136L46 135H44V138L42 139L43 141L45 140V141H47V136H50V135H47L46 136V138H45ZM52 136V135H51ZM66 136V135H65ZM96 136V134L94 135V137ZM132 136V135H131ZM130 136V137H131ZM197 136V135H196ZM1 137V136H0ZM28 137V136H27ZM26 137V138H27ZM43 137V136H42ZM57 137H58V139H57ZM70 134H69V139H70ZM88 137V136H87ZM86 137V138H87ZM115 137H116V131H115ZM125 137V136H124ZM168 137V136H167ZM169 137H171V136H169ZM172 137H173V135H172ZM185 137V136H184ZM13 138V137H12ZM37 138V137H36ZM66 138V137H65ZM89 138H93L92 136L90 137L89 136ZM112 138V137H111ZM164 138H166V137H164ZM175 138V137H174ZM33 139V138H32ZM67 139V138H66ZM69 139H67V140H69ZM115 139V138H114ZM135 139H137L136 137H135ZM160 139V140H159ZM185 139V138H184ZM187 139V138H186ZM5 140V139H4ZM12 140V139H11ZM12 140V141H13ZM29 140V139H28ZM42 140H40V141H42ZM51 140H53V139H50V141ZM86 140V139H85ZM91 140H93V139H90V140H88V141H90L91 142ZM94 140H95V138H94ZM111 140H113V138L111 139ZM165 140V139H164ZM172 140H173V138H172ZM0 141H2V140H0ZM7 141H9V140H7ZM23 141V140H22ZM33 141V140H32ZM31 141V142H32ZM42 141V142H43ZM49 141V142H50ZM115 141V140H114ZM168 141H169V139H168ZM167 141V142H168ZM3 142V141H2ZM5 142V141H4ZM14 142V141H13ZM14 142V143H15ZM23 142H25V144H23V146L22 145H20V147L22 146L23 148H24V145H27L28 143H30V141H27V143H26V141L24 140ZM68 142V141H67ZM66 142V143H67ZM70 142V141H69ZM87 142V141H86ZM85 142V143H86ZM94 142V141H93ZM111 142V141H110ZM125 142V141H124ZM131 142V141H130ZM169 142H171V141H169ZM172 142H175L174 140L172 141ZM171 142V143H172ZM202 142V141H201ZM13 143V144H14ZM34 143V142H33ZM45 143V142H44ZM65 143V142H64ZM63 143V144H64ZM71 144H72V142H70ZM84 143V145H86ZM88 143V142H87ZM116 143V142H115ZM118 143H120V142H118ZM117 143V144H118ZM37 144V143H36ZM40 144H42L41 142H40ZM46 144V143H45ZM50 144V143H49ZM62 144V143H61ZM83 144V143H82ZM132 144V143H131ZM173 144V143H172ZM198 144V143H197ZM65 145V144H64ZM63 145V146H64ZM70 145V144H69ZM91 145V144H90ZM114 145V144H113ZM130 145V144H129ZM162 145H163V143H162ZM7 146V145H6ZM13 146V145H12ZM11 146V147H12ZM31 146H35V145H30L29 146V148L31 147ZM40 146V145H39ZM42 146V145H41ZM40 146V147H41ZM44 146V145H43ZM122 146H123V144H122ZM126 146V145H125ZM189 146V145H188ZM190 146H191V144H190ZM5 147V146H4ZM19 147V149H20V151H17L16 150V152L15 151H12V149H10L11 151L10 152H15L14 154H15V157H13V158H11L10 156V159H12V161H11V163H10V165L9 166H11L10 168L11 169H14L16 172H17V176H20V175H23L24 173H26L27 172V170H26V167H27V162H26V167H23L22 166V162L21 161H24L23 159L25 158H31V157H33L35 154L34 153H31V152H28L27 153V151H25V148L24 149H21ZM27 148H28V146H26ZM47 146L45 145V148H46ZM81 147H83V146H81ZM92 147V146H91ZM113 147H115V145L113 146ZM117 147V146H116ZM163 147V146H162ZM36 148H37V145H36ZM49 148V147H48ZM48 148H46V150H48ZM61 148V147H60ZM67 147H65L64 148V150L66 149ZM70 148V147H69ZM69 148H68V151H69ZM73 148V147H72ZM71 148V149H72ZM85 148V147H84ZM94 148V147H93ZM169 148V147H168ZM204 149H205V147H203ZM4 149V148H3ZM7 149V148H6ZM17 149V148H16ZM18 149V150H19ZM31 149H32V147H31ZM34 149H35V147H34ZM70 149V152L72 151L73 152V149L71 150ZM87 149V148H86ZM94 149H96V148H94ZM112 149V148H111ZM114 149V148H113ZM118 148H116L115 149V151L117 150ZM167 149V148H166ZM166 149H164V150H166ZM9 150V149H8ZM26 150H28V149H26ZM45 149L43 148L42 149V151H44ZM58 150V149H57ZM63 150V149H62ZM81 150H82V148H81ZM89 150V149H88ZM87 150V151H88ZM169 150V149H168ZM3 151H5V150H3ZM2 151V152H3ZM54 151L52 152V151H50V153L52 152V153H54ZM76 151V150H75ZM86 151V152H87ZM240 151V150H239ZM1 152V153H2ZM39 152V151H38ZM47 152V151H46ZM64 152H66V151H60L59 153H60V155H63L62 153H64ZM70 152H68V153H70ZM83 152V151H82ZM92 152H93V150H92ZM90 153V155L91 154H93V153ZM112 152H113V150H112ZM117 152V155L119 154V152L118 151H116ZM188 152V151H187ZM217 152V151H216ZM36 153V152H35ZM40 153V152H39ZM38 153V154H39ZM42 153V152H41ZM58 153V152H57ZM80 153V152H79ZM79 153H77V154H79ZM159 153V152H158ZM163 153V152H162ZM164 153H165V151H164ZM225 153V152H224ZM11 154V153H10ZM43 154V153H42ZM42 154H39V155H37L38 157L39 156H41V157H39V158H36L33 162L34 163H32V164H37V161L39 162V159H40V161L44 158L43 157V155ZM71 154V153H70ZM83 155H86L85 157H87L88 155L86 154V153H82ZM98 154V153H97ZM121 154V155H122ZM160 154V153H159ZM213 154V153H212ZM5 155V154H4ZM46 155V154H45ZM53 156L52 157H54V155L55 154H52ZM83 155H80V157L81 156H83ZM113 155V154H112ZM168 155V154H167ZM11 156H12V154H11ZM36 156V157H37ZM95 156V155H94ZM93 156V157H94ZM165 156V155H164ZM198 156V155H197ZM4 157V156H3ZM43 157V158H42ZM46 157H48V156H46ZM49 157H51V156H49ZM51 157V158H52ZM59 157V156H58ZM70 157H71V155H70ZM160 157V156H159ZM51 158H50V160H51ZM54 158H57V157H54ZM60 158H61V156H60ZM62 158H63V156H62ZM64 158H66V157H64ZM63 158V159H64ZM82 158H84V156L82 157ZM33 159H34V157H33ZM46 159V158H45ZM45 159H43V161H45ZM68 159V158H67ZM66 159V160H67ZM74 159V158H73ZM78 159V158H77ZM76 159V162L78 163V164H81L82 162H81V160H83V159H81V158H79V161L81 162H79L78 160ZM164 159V158H163ZM2 160V159H1ZM8 160V159H7ZM28 160V159H27ZM26 160V161H27ZM65 160V159H64ZM70 159H68V161H69ZM118 161L117 162H119V158L117 159ZM122 160H125V158H123V159H121V161ZM166 159H164V161H165ZM10 161V160H9ZM9 161H7L5 164L7 165L8 164V162ZM31 161V160H30ZM84 161H86V158L83 160V162ZM5 162V161H4ZM47 162V161H46ZM51 161H49V163H50ZM53 162V161H52ZM61 162V161H60ZM76 162H75V164H76ZM115 162V161H114ZM123 162V161H122ZM29 163V162H28ZM43 163V162H42ZM58 163V162H57ZM62 163V162H61ZM93 163V162H92ZM124 163H125V161H124ZM124 163H123V165H122V163H121V165H119L118 163V166H121V169H123V166H124ZM128 163V162H127ZM161 163H163V161L161 162ZM4 164V163H3ZM31 164V162L29 163V165L31 166L32 165ZM52 164H55L54 162L52 163ZM74 164V165H75ZM84 164V163H83ZM102 164V163H101ZM113 164H115V163H113ZM165 164V163H164ZM47 165V164H46ZM88 165V164H87ZM90 165H91V163H90ZM90 165H88V166H90ZM162 165V164H161ZM166 165V164H165ZM3 166V165H2ZM25 166V165H24ZM34 166H36L37 167V165H34ZM82 165H80V167H81ZM84 166V165H83ZM88 166L86 167L87 168V170H88ZM117 166V165H116ZM116 166H115V168H116ZM132 166V165H131ZM164 166V165H163ZM182 166V165H181ZM180 166V167H181ZM79 167V166H78ZM79 167V168H80ZM134 167V169H131L130 171H131V175L134 173V171L133 170H136L137 168H135ZM159 167H160V169H159ZM6 168V167H5ZM29 170H30V168H29V166L27 167ZM33 168V167H32ZM82 168H85V167H81L79 170H84V169H82ZM107 168V167H106ZM118 168V167H117ZM126 168V167H125ZM33 169H36V168H33ZM32 169V170H33ZM92 169V168H91ZM112 169V168H111ZM114 169V168H113ZM120 169V172L122 171ZM2 170H4V169H2ZM6 170V169H5ZM32 170H30L31 171V173L33 172ZM50 170V169H49ZM51 170H53V168L51 169ZM78 170V171H79ZM86 169L84 170V172L86 171V173H84V174H87L89 171H87ZM124 170V169H123ZM168 170V169H167ZM8 171V169L5 171V172H7ZM119 171V170H118ZM129 171V172H130ZM142 171H141V173H142ZM163 171V170H162ZM4 172V173H5ZM12 172V171H11ZM14 172V171H13ZM13 172H12V174H13ZM29 172V171H28ZM46 172H48V171H46ZM75 172H76V170H75ZM74 172V173H75ZM95 172V171H94ZM120 172H119V174H120ZM123 172V171H122ZM128 172V173H129ZM3 173V174H4ZM8 173H9V171H8ZM50 173H52V172H50ZM77 173V172H76ZM75 173V174H76ZM80 173H81V171H80ZM116 173V172H115ZM124 173H127V172H124ZM162 173V172H161ZM161 173H160V178H161ZM9 174H11V173H9ZM9 174H8V176H9ZM15 174V173H14ZM19 174V175H18ZM34 174H37V173H34ZM45 174V173H44ZM49 174V173H48ZM47 174V175H48ZM81 174H83V173H81ZM84 174H83V176H84ZM89 175L88 176H91V175H93V174H90V172L88 173ZM113 174V173H112ZM118 174V173H117ZM116 174V176L118 177V175ZM24 175H26V174H24ZM23 175V176H24ZM29 176H30V174H28ZM38 175V177H39V174H37ZM36 175V176H37ZM76 175H78V174H76ZM100 175H101V173L99 174V178H100ZM121 175H123L122 173H121ZM129 175V174H128ZM168 175V174H167ZM0 176H1V174H0ZM13 176V175H12ZM94 176V175H93ZM106 176H108V178H110L109 177V173H107V175ZM151 176V177H152ZM154 176H153V179H156V180H158V178H156V177H158V176H156L155 178H154ZM2 177V176H1ZM0 177V178H1ZM4 178H5V174H4V176H3ZM7 177V176H6ZM11 177V176H10ZM27 177V176H26ZM31 177V176H30ZM48 177V176H47ZM47 177H46V179H47ZM86 177V176H85ZM96 177H98V176H96ZM102 177V176H101ZM123 177V176H122ZM122 177H120V178H122ZM128 176H126V178H127ZM144 177V178H145ZM151 177H149L148 179V181H149V183L147 184L146 182H148V181H145V180H147L146 178H145V180H144V189H142V188H140V186H139V184H140V181L138 180V179H135V180H133L132 181V183H133V185H132V187H129V188H123L122 186V189L121 190H118V191H116V193H113V195H112V198H107L106 200L105 199H103L104 197H108V196H106V194L107 193H109L108 191L106 192V193H104L105 194V196H102V195H99L98 193L96 194V195H92L91 196V194H90V196L92 197V198H87L86 197V195L85 196H82V197H84L83 199H85L86 201H83V204L84 205H82V207L84 206V208H85V205L87 206V203L90 205V203H91V199H94V196H96L97 197V201H96V197H95V206L93 207L94 209L90 212V214L89 215H91L92 214V212H93V214H96V216L93 218V219H87L88 217L87 216H85V217H83L84 216V214H83V216L82 215H78L73 221H74V223H73V221L71 222V223H73V225L70 227V220H67V221H65V219H64V221H65V224H64V221H63V223H62V225H61V229H59V232L54 236L55 238H53V237H51L52 239H47L46 238V240L45 239H42L40 236L41 235H39V233H41L40 231L39 232H37L35 229H34V227H33V229L34 230H29V224L27 225L26 223H24L25 222V220L23 221V220H18L16 217H19L18 215L17 216H14V217H11L12 216V212L11 211H8V212H5L4 210V207H3V205L2 204H0V264H201L200 263V254H201V251H202V247L200 246V244H198V243H194V242H189V241H191L192 240V238L191 237H188V235H193V232L195 231V229L194 230H191V231H188V232H185L184 233V231H182V230H179L181 227H179L178 225H179V223L177 224V223H175V219L174 218H177V217H174L175 215V211H174V207L176 206L174 203L172 204L171 203V205H168V204H165V203H167L168 201L165 199V197L163 196L166 192H167V190H166V188H164V189H159L158 188V186H159V184L158 183H160V185L162 184L161 182H158V181H156V180H153V179H150ZM166 177V176H165ZM164 177V179H166ZM8 178V177H7ZM13 178H14V176H13ZM19 178V177H18ZM40 178V177H39ZM42 178V177H41ZM76 178V177H75ZM91 178V177H90ZM104 178V176L102 177V179ZM126 178H122L123 180H126ZM159 178V180H161V179H163V177L160 179ZM212 178V177H211ZM9 179V178H8ZM17 179V178H16ZM25 179H28V178H25V176H24V180ZM44 179H45V177H44ZM105 179V180H104ZM103 180L104 181H106L107 179H106V177L104 178ZM114 179V177H112L111 178V181ZM128 179V178H127ZM133 178H131V180H132ZM12 180V179H11ZM11 180H8V181H11ZM18 180V179H17ZM29 181H30V179H28ZM32 180V179H31ZM33 180H35V179H33ZM95 180V179H94ZM98 180H100V179H98ZM115 180V179H114ZM116 180H118V179H116ZM211 180V179H210ZM226 180V179H225ZM6 181V180H5ZM8 181H6V182H8ZM26 181V180H25ZM48 181V180H47ZM57 181V180H56ZM95 181H97V180H95ZM104 181L102 182V181H100V183H102V184H104ZM129 182H131L130 180H128ZM6 182H3V183H0L1 185H3V186H1L0 187V189H1V192L2 193H0V194H2L3 195V199H6V200H4V201H7V203H9L8 202V198H10V196H12V195H15V189H17V188H15V187H13V185L12 186H10L11 185V183H13V181H11L10 183H6ZM24 182V181H23ZM128 182V183H129ZM163 182V181H162ZM165 182V181H164ZM18 182L17 181H15V184H17ZM29 183V182H28ZM112 183H113V181H112ZM122 183V182H121ZM124 183V182H123ZM122 183V184H123ZM25 184V183H24ZM86 184V183H85ZM105 184L107 185V183L105 182ZM20 185V184H19ZM27 185V184H26ZM110 185V184H109ZM113 185V184H112ZM126 185H127V183L125 182V185H124V187H126ZM163 185H164V183H163ZM25 186V185H24ZM46 186V185H45ZM102 186V185H101ZM108 186V185H107ZM107 186H105V189H106V187ZM128 186V185H127ZM165 186V185H164ZM168 186V185H167ZM19 187H21V185L19 186ZM18 187V188H19ZM94 187H95V185H94ZM121 187H119V189L121 188ZM27 188V187H26ZM29 188V187H28ZM111 189H112V186L110 187ZM116 189H117V187H115ZM163 188V187H162ZM25 189V188H24ZM114 189V188H113ZM26 190V189H25ZM28 190V189H27ZM37 190V189H36ZM104 190V189H103ZM166 190V191H165ZM18 191V190H17ZM38 191V190H37ZM79 191V190H78ZM99 191H101L100 189H99ZM115 191V190H114ZM113 191V192H114ZM164 191H165V193H164ZM23 192V191H22ZM75 192V191H74ZM95 192V191H94ZM98 192V191H97ZM162 192L164 193V194H162ZM18 193V192H17ZM24 193V192H23ZM22 193V194H23ZM84 193V192H83ZM99 193H101V194H103V192H99ZM28 194V193H27ZM26 194V195H27ZM73 194V193H72ZM76 194H78L77 193V191H76ZM86 194V193H85ZM93 194H95V193H93ZM111 194V193H110ZM110 194H108V195H110ZM20 195V194H19ZM25 195V194H24ZM25 195V196H26ZM29 195V194H28ZM27 195V197H30V196H28ZM73 195H75V193L73 194ZM79 195V194H78ZM89 195V194H88ZM17 197H18V195H16ZM22 196V195H21ZM100 196V197H99ZM184 196V195H183ZM2 197V196H1ZM0 197V198H1ZM34 197V196H33ZM75 197H77V196H75ZM87 199H86V198ZM99 197V198H98ZM103 197V198H102ZM169 197V196H168ZM167 197V198H168ZM16 198V197H15ZM78 199H79V197H77ZM183 198V197H182ZM3 199H1V201L3 200ZM22 199V198H21ZM25 199H27L28 200V198H25ZM30 199V198H29ZM34 199V198H33ZM78 199H76V200H78ZM89 199V200H88ZM11 200V199H10ZM17 201H18V199H16ZM55 200V199H54ZM53 200V201H54ZM171 200V199H170ZM172 200H174V199H172ZM177 201H178V199H176ZM21 201V200H20ZM34 201V200H33ZM35 201H38V200H35ZM34 201V202H35ZM49 201V200H48ZM52 201V202H53ZM82 201V200H81ZM80 201V202H81ZM88 201V202H87ZM203 201V200H202ZM12 202H14V201H12ZM50 202V201H49ZM171 202V201H170ZM17 203V202H16ZM30 203V202H29ZM54 203H55V201H54ZM53 203V204H54ZM6 204V203H5ZM12 204V203H11ZM10 204V205H11ZM19 205L18 206H20V207H18L17 206V208H16V210H17V212L18 211H20L22 208H21V205L23 204H20V203H18ZM31 204V203H30ZM30 204H28V205H30ZM34 204H36V202L34 203ZM40 204V203H39ZM39 204H38V202H37V205H38V207H39ZM56 204V203H55ZM82 204V203H81ZM177 204H179V203H177ZM9 205V206H10ZM15 205V204H14ZM66 205V204H65ZM65 205H63L64 207H65ZM73 205H74V203H73ZM182 205H183V203H182ZM190 205V204H189ZM5 206V205H4ZM27 206V205H26ZM31 206L32 207H36V206H34V205H32L31 204ZM74 206H76V205H74ZM13 207V206H12ZM15 207V206H14ZM22 207L23 208H25V206H24V204L22 205ZM31 207V208H32ZM41 207H42V205H41ZM68 207H69V205H68ZM68 207H66V208H64V209H68L69 210V208H72L71 207V205H70V207L68 208ZM10 208V207H9ZM30 208V209H31ZM44 208V206L41 208V209H43ZM83 208V209H84ZM89 208H91L92 209V205L91 206H89ZM176 208V207H175ZM178 208H180V207H178ZM13 209V208H12ZM29 209V208H28ZM63 208H62V210H64ZM15 210V211H16ZM24 210H27V208L26 209H24ZM49 210V209H48ZM62 210L61 211H59V213H61L62 212ZM33 211H34V209H33ZM41 211V210H40ZM65 211V210H64ZM63 211V212H64ZM89 211V210H88ZM181 211V210H180ZM205 211V210H204ZM16 212V213H17ZM27 212V211H26ZM26 212H25V214H26ZM50 212H51V210H50ZM63 212H62V214H63ZM76 212V211H75ZM87 212V211H86ZM174 212V213H173ZM15 213V212H14ZM22 213V212H21ZM38 213V212H37ZM37 213H35L33 216H36V218L35 219H37V216H38V214ZM40 213V212H39ZM49 213V212H48ZM47 213V214H48ZM52 213V212H51ZM58 213V214H59ZM71 213V212H70ZM207 213V212H206ZM18 214V213H17ZM29 214V213H28ZM45 214L46 216H49L50 214ZM53 214V213H52ZM56 214V213H55ZM22 215V214H21ZM178 215V214H177ZM51 216V215H50ZM49 216V217H50ZM56 216V215H55ZM61 214H60V218H61ZM70 216V215H69ZM74 216V215H73ZM76 216V215H75ZM179 216V215H178ZM23 216H21V218H22ZM40 217H41V214H40ZM43 217H45V216H43ZM42 217V218H43ZM62 217H64V215L62 216ZM87 217V218H86ZM204 217V216H203ZM27 218V217H26ZM39 218V217H38ZM47 218V219H46ZM46 218H44L45 220H48V221H52V219H48V217H46ZM59 218V217H58ZM57 218V219H58ZM65 218H66V216H65ZM71 218H72V215H71ZM27 219H29V218H27ZM31 219V218H30ZM34 219V220H35ZM40 219V218H39ZM39 219H38V221H39ZM54 219V218H53ZM55 219H56V217H55ZM174 219V220H173ZM41 220V219H40ZM61 220V219H60ZM23 221V222H22ZM33 221V220H32ZM37 221V222H38ZM56 221V220H55ZM27 222V221H26ZM36 222V221H35ZM36 222V223H37ZM39 222H41V221H39ZM53 222V221H52ZM29 223H31V222H29ZM33 223V222H32ZM70 223V224H69ZM39 224V223H38ZM38 224H37V227H38ZM61 224V223H60ZM64 224V225H63ZM32 225V224H31ZM33 226H36V224L34 225V223H33ZM49 226H51L50 224H49ZM58 226H60V225H58ZM58 226H56V228L58 227ZM202 226V225H201ZM36 227V228H37ZM53 228H55V227H53ZM60 228V227H59ZM30 229H31V227H30ZM37 229H39V228H37ZM57 230V229H56ZM47 231V230H46ZM45 231V232H46ZM53 232H54V230H52ZM31 232V233H30ZM57 232V231H56ZM189 232H192L191 234H189ZM196 232V231H195ZM197 233V232H196ZM43 234H44V232H43ZM199 235H200V233H199ZM43 236V235H42ZM51 236H52V233H51ZM44 237H45V235H44ZM41 238V239H40ZM197 239V238H196ZM42 240H44V241H42ZM193 241H194V239H193ZM187 243H190L191 244V247H190V245L188 246L189 248L187 249V250H184V247H185V245H187ZM194 243V244H193ZM193 245V246H192ZM185 249H186V247H185ZM181 250H184L183 252L185 253L184 255H182L181 254ZM259 250V249H258ZM263 251V250H262ZM102 256H105V259H107V261L106 260H103L102 261Z\"/></svg>",
  "mask_w": 264,
  "mask_h": 264
}]
</instances>
